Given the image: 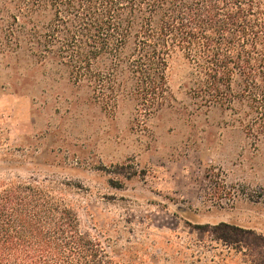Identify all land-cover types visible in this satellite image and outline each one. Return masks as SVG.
Here are the masks:
<instances>
[{"label": "rangeland", "instance_id": "1", "mask_svg": "<svg viewBox=\"0 0 264 264\" xmlns=\"http://www.w3.org/2000/svg\"><path fill=\"white\" fill-rule=\"evenodd\" d=\"M167 77L174 103L143 115L132 100L103 107L51 61L1 59L0 185L66 183L82 230L130 264H244L193 226L264 234V137L246 136L220 108H199L180 58Z\"/></svg>", "mask_w": 264, "mask_h": 264}, {"label": "trees", "instance_id": "2", "mask_svg": "<svg viewBox=\"0 0 264 264\" xmlns=\"http://www.w3.org/2000/svg\"><path fill=\"white\" fill-rule=\"evenodd\" d=\"M19 54L62 66L105 108L132 100L143 115L174 103L167 69L180 58L199 108L264 137V0H0V60ZM65 186L0 185V264H130L82 230ZM193 228L244 264H264V234L228 222Z\"/></svg>", "mask_w": 264, "mask_h": 264}]
</instances>
